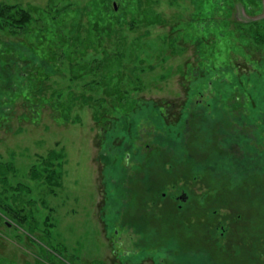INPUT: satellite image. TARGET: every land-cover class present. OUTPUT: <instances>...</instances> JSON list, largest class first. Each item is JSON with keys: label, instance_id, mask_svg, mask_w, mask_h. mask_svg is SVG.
Instances as JSON below:
<instances>
[{"label": "rangeland", "instance_id": "1", "mask_svg": "<svg viewBox=\"0 0 264 264\" xmlns=\"http://www.w3.org/2000/svg\"><path fill=\"white\" fill-rule=\"evenodd\" d=\"M257 31L264 0H0V264H264Z\"/></svg>", "mask_w": 264, "mask_h": 264}, {"label": "trees", "instance_id": "2", "mask_svg": "<svg viewBox=\"0 0 264 264\" xmlns=\"http://www.w3.org/2000/svg\"><path fill=\"white\" fill-rule=\"evenodd\" d=\"M5 11H7V10H5ZM9 17H10V19H13L12 22L17 23V25L19 24L20 26H24L25 24H27L28 22H30V20L32 19V17L30 16V12L27 11V10H23V12H20V13H18L16 15L14 13H10V16ZM256 34L260 38H263L264 37V35L262 34V32L257 31ZM5 70H6V65H2V66L0 65V77H3ZM18 73H20V72H18ZM244 75L245 76H248V73H245ZM218 84L220 86L218 88H216L217 91L215 93L216 98L219 101L218 103H220L221 100L228 101L230 98H225V97H228L227 94L230 93L231 90H232L231 91L232 97L234 98V100H236L235 98H242V96H243L242 94L244 93V90L246 89V87L244 85H242V88H241V84L240 83H238L234 88L233 87H230L229 85H227V83L225 81H221ZM2 91L4 92L5 90H2ZM3 102H5V101H3ZM3 174H6V173L3 172ZM26 189L28 190L29 193H31L32 190H30L28 188H26ZM10 209L13 210L14 208H10ZM11 213L13 214L12 211H11ZM14 213H15L14 214V217H15V215L17 216V212L15 211ZM22 216H24L25 222L28 223V224H30L32 227H33L34 224L37 225V223H36L37 220H35V218H34V220H30L31 218H33L31 215H30V217L29 216H25V214L22 215ZM32 227H31V229H32ZM31 232H32V230H29V233H31ZM44 246H45V244H44ZM52 253L54 254L52 256L57 257L58 259H60L62 257L61 255H58L57 254L58 252H52Z\"/></svg>", "mask_w": 264, "mask_h": 264}, {"label": "flooded vegetation", "instance_id": "3", "mask_svg": "<svg viewBox=\"0 0 264 264\" xmlns=\"http://www.w3.org/2000/svg\"><path fill=\"white\" fill-rule=\"evenodd\" d=\"M188 186H190V183L188 184V183H186ZM165 194H166V192H165ZM180 198H181V200H182V203H187L188 201H189V199H190V195H189V193L188 192H186L185 191V188H182V193H181V195H180ZM184 206V204H181V207H183ZM117 234L119 233L118 231H115Z\"/></svg>", "mask_w": 264, "mask_h": 264}]
</instances>
